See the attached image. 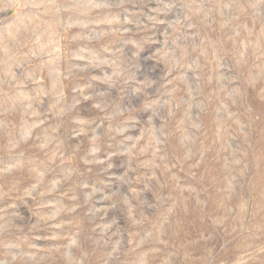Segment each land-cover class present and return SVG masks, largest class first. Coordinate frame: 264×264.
<instances>
[{"label":"clouds","instance_id":"obj_1","mask_svg":"<svg viewBox=\"0 0 264 264\" xmlns=\"http://www.w3.org/2000/svg\"><path fill=\"white\" fill-rule=\"evenodd\" d=\"M260 106L264 0H0V264H264Z\"/></svg>","mask_w":264,"mask_h":264},{"label":"rangeland","instance_id":"obj_2","mask_svg":"<svg viewBox=\"0 0 264 264\" xmlns=\"http://www.w3.org/2000/svg\"><path fill=\"white\" fill-rule=\"evenodd\" d=\"M13 12H14V10H13ZM260 110L261 111H264V106H260ZM194 234V233H193ZM241 255H242V253H241Z\"/></svg>","mask_w":264,"mask_h":264}]
</instances>
